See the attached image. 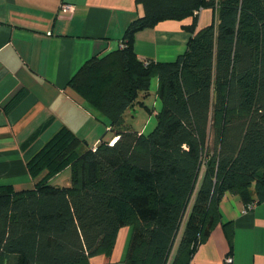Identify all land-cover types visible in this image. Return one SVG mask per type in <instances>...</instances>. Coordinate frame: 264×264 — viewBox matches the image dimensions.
Listing matches in <instances>:
<instances>
[{
    "label": "trees",
    "instance_id": "trees-1",
    "mask_svg": "<svg viewBox=\"0 0 264 264\" xmlns=\"http://www.w3.org/2000/svg\"><path fill=\"white\" fill-rule=\"evenodd\" d=\"M137 1L144 14L122 46L87 60L68 83L113 137L90 146L62 125L26 162L33 184L0 185V264L109 259L126 225L125 264H191L218 225L231 238L220 211L227 192L244 205L264 201V0ZM205 8L213 19L198 27ZM188 18L175 60L138 57L140 30ZM155 76L162 106L144 133L129 111L152 109ZM68 166L71 184H51Z\"/></svg>",
    "mask_w": 264,
    "mask_h": 264
},
{
    "label": "crops",
    "instance_id": "crops-1",
    "mask_svg": "<svg viewBox=\"0 0 264 264\" xmlns=\"http://www.w3.org/2000/svg\"><path fill=\"white\" fill-rule=\"evenodd\" d=\"M64 2L72 4L73 11H62ZM205 9L198 27L213 19V9L211 19ZM143 14L137 0H0V185L33 184L25 176L26 162L62 125L89 145L90 138H99L92 145L106 139L110 125L68 83L87 60L119 47L126 28ZM190 21L166 19L140 30L138 57L175 60L187 48L190 33L183 24ZM151 86L154 103L145 101L152 109L140 107L149 118L140 128L133 124L144 133L155 126L161 108L158 77ZM17 94L16 105L10 106ZM220 211L223 221L233 224L231 238L218 225L199 245L191 264H264V201L245 210L244 202L227 192ZM131 235L132 226H123L111 257L94 255L91 264H125Z\"/></svg>",
    "mask_w": 264,
    "mask_h": 264
},
{
    "label": "rangeland",
    "instance_id": "rangeland-1",
    "mask_svg": "<svg viewBox=\"0 0 264 264\" xmlns=\"http://www.w3.org/2000/svg\"><path fill=\"white\" fill-rule=\"evenodd\" d=\"M210 10H211L210 8H206L205 9V12H207V15H209V18L208 19H211L212 18V13L209 12ZM204 14H206V13H204ZM206 17L207 16L203 15V19L204 18L206 19ZM200 19L201 18H199V21H200ZM147 99H148L147 102L150 104V106L153 105L154 100H155V91L152 89V86H151V94L147 97ZM159 101H160V104L162 106V102H161L160 99H159ZM135 109H136V111L133 112V113H135L136 117L135 118H133V117L131 118L130 117L128 120L130 122H132L133 124H135L136 128H140L146 122V120L149 118V117H147V114L148 113H147V111H145L144 109H141L138 106ZM153 121H155V117H154V120ZM156 123H157V119H156ZM154 127L152 129L149 128L147 130V133H149L150 131H152L154 129ZM112 136H113L112 130L107 131V133H106V139H110ZM98 140H99V138H90V140L88 139V142L90 143V145H92V144L96 143ZM71 175H72V169H71V167L68 166L65 169H63L62 171H60L59 173H57L54 177H52V179L50 180V183L51 184H54V185H61V186L70 185L71 184ZM19 176H21V175H19ZM25 176H26V178H29L28 173H26ZM9 177H13V176H9ZM14 177H17V176H14ZM12 180H14V179H12ZM26 184L27 183H25V184H19L18 187L19 188H22L23 186H26Z\"/></svg>",
    "mask_w": 264,
    "mask_h": 264
},
{
    "label": "built area",
    "instance_id": "built-area-1",
    "mask_svg": "<svg viewBox=\"0 0 264 264\" xmlns=\"http://www.w3.org/2000/svg\"><path fill=\"white\" fill-rule=\"evenodd\" d=\"M73 7H74V6H73L72 4L67 3V2L62 3L61 6H60L61 10L64 11V12H70V11H73ZM120 46H122V44H120ZM115 139H116V138H115ZM115 139H114V140H115ZM255 206H256V204H255V205H251V204L244 205V209H245V210H247V209H251V208H253V207H255ZM226 259H227L228 262H232V260H233L232 256H228Z\"/></svg>",
    "mask_w": 264,
    "mask_h": 264
}]
</instances>
